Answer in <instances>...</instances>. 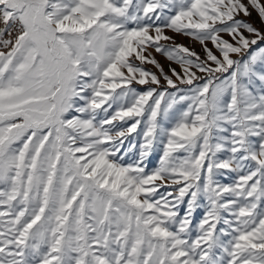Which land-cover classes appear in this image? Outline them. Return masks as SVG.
Returning <instances> with one entry per match:
<instances>
[{"label": "snow or ice", "instance_id": "6c2138e0", "mask_svg": "<svg viewBox=\"0 0 264 264\" xmlns=\"http://www.w3.org/2000/svg\"><path fill=\"white\" fill-rule=\"evenodd\" d=\"M0 264H264V0H0Z\"/></svg>", "mask_w": 264, "mask_h": 264}, {"label": "crops", "instance_id": "0c3cea01", "mask_svg": "<svg viewBox=\"0 0 264 264\" xmlns=\"http://www.w3.org/2000/svg\"><path fill=\"white\" fill-rule=\"evenodd\" d=\"M181 42L187 43V41H181ZM197 51H199V49H198V48H197Z\"/></svg>", "mask_w": 264, "mask_h": 264}]
</instances>
